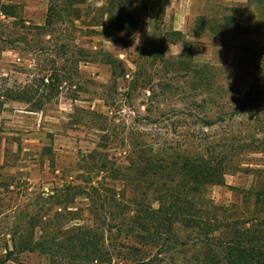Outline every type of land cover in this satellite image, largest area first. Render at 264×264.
Listing matches in <instances>:
<instances>
[{"label": "rangeland", "instance_id": "1", "mask_svg": "<svg viewBox=\"0 0 264 264\" xmlns=\"http://www.w3.org/2000/svg\"><path fill=\"white\" fill-rule=\"evenodd\" d=\"M159 2L164 6L159 21L161 31L181 30L191 43L193 58L188 61L194 66H207V70L196 74L182 69L177 73L171 65L153 63L148 56ZM49 3L50 0H0V4L9 6V14L16 15L0 14L1 72H14L11 64L21 62L19 57L28 63L35 56L29 52V44L11 43L25 34L20 27L22 21L18 24L15 20L22 19L27 25L44 24ZM104 4L105 0H83L76 4L80 20L75 14L66 15L74 25L66 21L58 23L56 34L61 33L71 46L76 43L91 52L89 61L80 64L88 78L103 84L112 81L114 69L120 72L119 93L109 99L120 110L110 111L100 98L106 90L98 87L96 94L91 88L78 100L63 94L41 111H30L23 103L11 102L0 112V261L9 232L27 212L49 220L51 230L64 231L74 224L96 226L99 220L86 196H77L72 202L73 198L69 201L56 197V192L64 194L69 184L82 182V175L90 172L83 164L95 150H106L118 165H128L132 144L141 140L142 135L150 141L167 139L178 145L189 143L179 136L180 130L196 131L210 139L236 130L240 152L234 155L233 169L226 174L225 184H209L204 191L205 198L215 205L240 206L247 211L253 208V200L246 192L264 181V86L251 87L257 68L264 67V20L255 0H138L134 9L138 26L127 30L94 25L107 18H103L101 10ZM228 15L235 18L233 22H242L241 33L240 25L223 27ZM46 46L52 47V42ZM166 46L167 58H173L177 65L179 57L186 54L184 44L168 42ZM106 52L115 65L121 64L124 73L107 62ZM137 66L146 73L140 79L135 78ZM209 81L212 83L205 85ZM167 83L171 89L162 90ZM208 97H214L215 102ZM91 110L107 114L113 124L105 149ZM187 113L194 115L186 116ZM206 114L210 119L222 114L226 120L206 127L196 117ZM106 182L119 189L123 187L120 181ZM56 200L63 203L58 205ZM66 205L71 211L65 209ZM61 231L57 236H62ZM113 233H106L105 243L112 253ZM41 235L37 229L36 236ZM124 242L133 243L127 239ZM2 264L76 263L62 258L56 262L47 254L25 252L18 261L8 259ZM103 264H126V261L114 255L112 261Z\"/></svg>", "mask_w": 264, "mask_h": 264}, {"label": "trees", "instance_id": "2", "mask_svg": "<svg viewBox=\"0 0 264 264\" xmlns=\"http://www.w3.org/2000/svg\"><path fill=\"white\" fill-rule=\"evenodd\" d=\"M82 2L50 0L44 24L27 25L22 19L15 20L18 24L22 21L20 27L25 29V34L11 43L29 44V52L35 56L29 58L28 63L19 57L21 62L11 64L14 72L0 71V112L11 102L23 103L30 111H41L63 94L78 100L83 93L91 92V88L96 94L98 87L106 90L100 98L110 111L113 113L118 107L109 99L112 94L119 93L117 77L120 72L114 69L112 81L103 84L88 78L82 73L80 64L89 61L91 52L76 43L71 46L63 40L61 33L56 34L58 23L66 21L74 25L66 15L75 14L80 20L81 13L75 5ZM137 2L105 0L101 10L103 18H107L94 25H102L105 29L136 28L139 23L134 13ZM255 3L260 18L264 20V0H255ZM8 7L0 4V14L12 15L7 12ZM163 13L164 6L159 2L148 51L153 63L161 61L171 65L172 71L177 73L182 69L196 74L207 70V66H194L188 61L193 58L191 43L181 30L161 31L159 21ZM234 19L231 15L225 16L223 27L232 24L237 28L240 25L241 33L242 22H233ZM180 41L186 54L184 58L179 57L176 65L173 58H167L166 44ZM50 42L52 47L46 46ZM106 55L109 64L121 73L126 71L120 63L114 64L109 53ZM137 68L135 78L140 79L146 73L139 70V66ZM211 83L205 82V85ZM170 85L167 83L162 90ZM254 85L258 88L264 86L263 66L256 70L251 87ZM208 98L215 102L214 97ZM89 113L101 131L105 149L108 146L105 142L111 139L109 131L113 124L107 114L94 110ZM196 117L206 127L226 120L222 114L216 119H210L208 114ZM236 133L230 129L210 139L196 131L180 130L179 136L189 143L178 145L170 144L167 139L150 141L152 139L142 135L141 140L132 144L129 164L125 166L109 158L106 150H95L90 154L91 159L83 164L90 172L82 175V182L69 184L68 191L64 190V194L56 192V197L62 196L69 201L73 198V202L77 196H86L98 224H74L64 231L62 228L51 230L53 226L49 220L27 212L13 225L12 231L9 230L10 238L5 242L0 264L8 259L18 261L25 252H39L49 255L52 261L62 258L76 264H103L112 261L114 255L126 264H264V181L258 188L254 186L246 192L253 200V208L247 211L240 206L215 205L204 195L207 185L225 184L226 174L233 169L234 155L240 152V139ZM107 180L120 181L123 187L109 185ZM56 202L61 205L63 200ZM37 229L42 232L39 237L36 236ZM59 231L62 236H57ZM106 233H113L111 237L114 235L113 253L106 247ZM126 239L133 243L125 244Z\"/></svg>", "mask_w": 264, "mask_h": 264}]
</instances>
